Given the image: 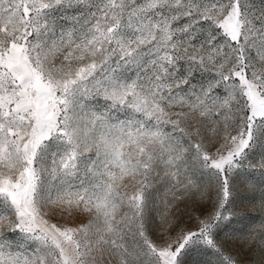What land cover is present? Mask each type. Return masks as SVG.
<instances>
[{"label":"snow or ice","instance_id":"6c2138e0","mask_svg":"<svg viewBox=\"0 0 264 264\" xmlns=\"http://www.w3.org/2000/svg\"><path fill=\"white\" fill-rule=\"evenodd\" d=\"M0 264H264V0H0Z\"/></svg>","mask_w":264,"mask_h":264}]
</instances>
